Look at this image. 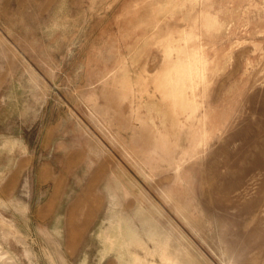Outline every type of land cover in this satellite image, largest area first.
Listing matches in <instances>:
<instances>
[{"label": "rangeland", "instance_id": "obj_1", "mask_svg": "<svg viewBox=\"0 0 264 264\" xmlns=\"http://www.w3.org/2000/svg\"><path fill=\"white\" fill-rule=\"evenodd\" d=\"M119 220L264 264V0H0V264H162Z\"/></svg>", "mask_w": 264, "mask_h": 264}, {"label": "bare ground", "instance_id": "obj_2", "mask_svg": "<svg viewBox=\"0 0 264 264\" xmlns=\"http://www.w3.org/2000/svg\"><path fill=\"white\" fill-rule=\"evenodd\" d=\"M188 77H190V74ZM191 81H193V78ZM191 84H189V85H191ZM122 223L123 222L121 220H119L116 223L115 227L118 231V233L116 235H119V237L122 236L124 239H127V241L129 242L130 245H136V246L140 247L148 255L158 257L160 263H162V264H178L177 261L175 260V258L170 254V252L168 250V246L161 240V236L156 231V229L154 230V228H151L152 230H150L149 232L146 233L147 237H148L147 238L148 241H150L152 243V248L150 249V248L146 247V243L141 239V237H140L141 235L136 231L134 226H131L127 222L124 224H122ZM112 238H114V237H112ZM114 240H116V238L115 239H111L110 237L106 238V241L110 245V248H112L114 246Z\"/></svg>", "mask_w": 264, "mask_h": 264}]
</instances>
